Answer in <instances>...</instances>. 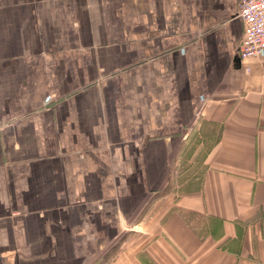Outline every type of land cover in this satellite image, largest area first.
Listing matches in <instances>:
<instances>
[{
  "label": "crops",
  "instance_id": "0c3cea01",
  "mask_svg": "<svg viewBox=\"0 0 264 264\" xmlns=\"http://www.w3.org/2000/svg\"><path fill=\"white\" fill-rule=\"evenodd\" d=\"M240 0H0V264H264V62Z\"/></svg>",
  "mask_w": 264,
  "mask_h": 264
},
{
  "label": "built area",
  "instance_id": "2783aa9c",
  "mask_svg": "<svg viewBox=\"0 0 264 264\" xmlns=\"http://www.w3.org/2000/svg\"><path fill=\"white\" fill-rule=\"evenodd\" d=\"M239 17L244 24L241 58L260 57L264 62V0H240Z\"/></svg>",
  "mask_w": 264,
  "mask_h": 264
}]
</instances>
